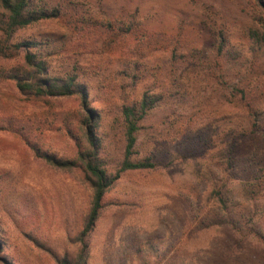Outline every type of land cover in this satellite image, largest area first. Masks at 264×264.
Masks as SVG:
<instances>
[{"label": "rangeland", "instance_id": "obj_1", "mask_svg": "<svg viewBox=\"0 0 264 264\" xmlns=\"http://www.w3.org/2000/svg\"><path fill=\"white\" fill-rule=\"evenodd\" d=\"M33 2L56 16L19 29L11 42L49 38V70L75 74L87 108L78 95L20 93L9 78L20 59L0 56V264L74 262L91 197L80 167L37 156L19 132L41 153L72 160L92 113L102 164L114 174L124 150L121 107L144 92L161 99L139 123L132 158L150 156L156 166L124 171L109 188L84 238L86 264H139L140 256L144 264L159 256L158 264H264V140L237 91L264 114V41L251 34L264 32V4ZM129 23L152 34L137 49L120 36Z\"/></svg>", "mask_w": 264, "mask_h": 264}, {"label": "trees", "instance_id": "obj_2", "mask_svg": "<svg viewBox=\"0 0 264 264\" xmlns=\"http://www.w3.org/2000/svg\"><path fill=\"white\" fill-rule=\"evenodd\" d=\"M258 1L264 4L263 0ZM54 16H56V13L53 11L40 7L36 8L33 0H0V56L6 59L16 57L20 59L19 71L9 75V78L14 80L15 86L20 93L32 95L37 98H57L78 95L82 107L86 109V87L83 83L77 80L75 74L65 72L62 75H56L49 70V63L47 61L49 56L47 49H49L51 45V40L49 38H46L43 41L24 40L16 43L11 42L14 34L19 29L25 28L40 19ZM261 27L264 29V21H262ZM120 30L121 37L136 42L134 46L136 47L135 49L140 45L143 46L145 44L144 40L150 39L152 35L151 33L146 32L144 28L135 27L130 23L126 28ZM251 34L253 37H256V39H263L264 41V32L260 36L257 29H251ZM164 40L168 42L167 38ZM156 41L158 40H155V42ZM178 41L179 40L176 38L170 40V42L176 43L172 52L170 50L173 58L176 55V51L179 50ZM224 44L225 41L221 38L216 48L217 55H221ZM173 64L174 63H169V66L171 67L166 70L167 74L170 76L175 74L176 71V67H174ZM219 69H222V65ZM234 86L236 87V84H234ZM237 91L241 93L240 99L245 101L243 109L246 113L248 123H250V126L254 127L256 132H258L264 140V122H261L264 119L263 112L256 109L252 103L249 102V99H247L242 88L237 89ZM230 95L234 97L236 94L231 92ZM252 96L253 95H251V97ZM160 99V96H153L144 92L137 101L121 107L120 115L122 118L124 150L120 167L114 174L110 173L102 164V158L100 156L101 143L94 134L93 128L94 123L97 121V117L92 113L88 114V119L90 122L94 123L89 124L90 122L87 121L85 124L84 148L79 144L77 157L72 160L58 159L53 157L52 154L46 152L41 153L38 147L34 144H30L31 142L25 133L19 132V135L32 147L37 156L47 159L51 164L58 167H80L85 174L86 181L91 191L89 209L85 215L83 227L79 234V239L84 242L81 250L74 262L66 256H63L57 260L56 264H86L85 250L87 243H85L84 238H87L93 230L100 212L104 207L103 198L109 188L115 180L119 178L120 173L124 171H141L152 169L156 166V163L152 161L150 156L140 160H134L132 157L136 151L137 132L140 127L139 123L145 118L147 113L158 104ZM222 203L224 205L223 201ZM165 251L166 250H164L162 255L166 253ZM137 258L139 264H144V261H146L142 256ZM150 259L152 260L147 261H151L153 264H158L163 258L159 256V258Z\"/></svg>", "mask_w": 264, "mask_h": 264}]
</instances>
